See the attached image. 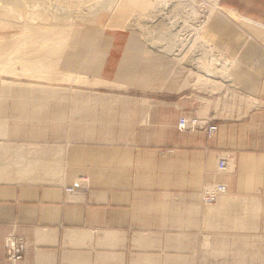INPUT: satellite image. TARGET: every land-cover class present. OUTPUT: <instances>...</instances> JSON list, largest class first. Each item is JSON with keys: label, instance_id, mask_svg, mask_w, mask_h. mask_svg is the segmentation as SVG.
<instances>
[{"label": "crops", "instance_id": "0c3cea01", "mask_svg": "<svg viewBox=\"0 0 264 264\" xmlns=\"http://www.w3.org/2000/svg\"><path fill=\"white\" fill-rule=\"evenodd\" d=\"M217 5L238 16L210 17L204 56L234 59L232 79L196 84L192 70L224 64L180 63L139 90L125 69L140 49L112 26L98 79L0 81V264H264V0ZM183 114L216 132L180 129ZM216 181L227 192L203 204ZM9 233L26 241L14 262Z\"/></svg>", "mask_w": 264, "mask_h": 264}, {"label": "bare ground", "instance_id": "6f19581e", "mask_svg": "<svg viewBox=\"0 0 264 264\" xmlns=\"http://www.w3.org/2000/svg\"><path fill=\"white\" fill-rule=\"evenodd\" d=\"M1 1H0V5H1L0 6V17H1L0 18V20H1L0 21L1 22L0 23V34L1 35H11L12 37H16V36H14V34L16 32V31L14 32V30L19 29L20 30L19 35H23V38L20 40H6V41L0 42V50L11 48L10 55L23 58L22 60L21 59L14 60V63L17 62L18 63L17 65H19L17 68L10 66V59L0 61V79L1 80H6L4 78H1V74H3V73L5 74L7 72L17 73V71H20V73L34 72L35 74H38V75L43 76V77L48 76L49 72H51L53 66L55 67V65H56L55 62H57L56 58H58V57L52 58L51 53L55 49L57 52L59 50V48H61V41L64 43H66L68 41V37L71 33L72 27H73L74 23H76V22L90 21L91 20L90 17H91L92 19L94 18L93 19L94 23H96L95 21L98 18V19H101V21L103 23H105V21H109L107 23H111L112 25L123 26V25H126L127 23H129L131 20L135 21L141 17H144L146 15H150V13H152V9L156 8V7H160L161 9H163L162 15H161L162 21L164 19L168 18L172 22L171 27L166 31V32H168L169 37L173 38L175 40H179L182 43H184V45H185V47L183 46V47H179V48L178 47L167 48L168 50L174 51V52L171 51L168 53L171 55L169 58L173 59V60H177L178 62H184V60L187 59V63L190 65L189 68L195 67L196 69L201 70V67H203L202 63H204V62L200 61L201 56L196 55V57H193L194 60L193 59L188 60L190 55L188 58H186V53H187V50H186L187 47L186 46L188 45V43H187L188 41H186V40L188 38H190L192 40L193 37L195 38V36L198 35V36H200V38L202 40L201 42H203V40L205 42L206 39H205V37L202 36L201 33H203V31H206V26L208 24V21L213 14L214 15H221V14H223V13H221L223 11L232 17L238 16V14L235 11H230V10L225 11L223 9L217 10V6H218L217 0H209L210 3H208V7L206 5L204 6L203 0L202 1L201 0H100V1L95 0L94 4L93 3L89 4L83 10H79V9H80V4L82 2H84L85 0H77V2H75L76 0H72V1H74L73 5H75L74 6L75 17L72 21H69L66 19L65 13L53 14L52 11H51L52 14L46 13V11H43V12L40 11L42 8L38 11H36V10L33 11V9H35V6L33 9L31 8L32 11L28 12L27 9L26 10L24 9L25 7L23 8V6H25L24 4L22 5V8L26 12L23 13L22 11H24V10L22 8H21L22 10L20 9L21 11H19V9H17V8L21 7L19 4L21 2V0H20V2H19V0L18 1L16 0L20 6V7L16 6L17 8L15 7V5L12 4V2H10V4H8L6 2V4L4 3V5H2L1 3H3V1L2 2ZM14 1L15 0H13V2ZM90 2L91 1H89V3ZM23 3H24V0H23ZM78 3H79V5H78L79 8L76 7V5ZM84 3H83L82 7H85ZM16 5H17V3H16ZM75 7H76V9H75ZM27 8H29V7H27ZM46 9L44 8V10H46ZM132 10L135 11L134 12L135 16H133L134 19H131L130 14H129L130 11H132ZM4 15H8V16L10 15L14 18L16 17V19H17V17H19L17 19V22H14V23H17L19 26L15 25V24H11V20L7 21V19H3L4 17L2 18V16H4ZM106 16L109 19L103 20V19H105ZM21 17H23V18H21ZM35 19H36V21H34ZM133 24L135 25V27H137L136 22H134ZM140 24L143 28V32L145 34L148 33L149 28L145 24V22H141ZM235 24H237V23H235ZM99 25L103 26V24H99ZM138 26H139V23H138ZM141 26H139V27H141ZM249 27H250V25H249ZM184 29L187 31V33H185L183 31ZM159 30H160V32L164 31L163 27H161ZM48 33H55L56 37L54 35H51V37H48L47 36ZM30 34L31 35L40 34L43 37V40L31 41L27 38V35H30ZM60 35H63V37L61 39H57V37ZM17 37H18V35H17ZM51 38L53 40H51ZM37 39H39V38H37ZM70 43H72V41ZM202 44H201V46H202ZM205 44H206V42H205ZM215 46H217V45H215ZM215 46L212 45L209 48L213 47V49H214V48H216ZM204 48H205V46H204ZM68 49L70 50V48H68ZM194 50H193V52H194ZM21 53H23V54H21ZM203 54L204 53H202L201 55H203ZM205 54H206V52H205ZM220 58H219V56L216 58L215 64L216 63L224 64V70L218 69L221 67V65L217 69H215L216 67L213 68L215 70H209L208 69L209 71L208 70L206 71L207 68L204 67L206 72H202V73L200 71L192 70L193 71V74H192L193 75V82L197 84L203 80L204 81H211L215 77H221V76L223 77V75H225L227 73L233 78V76H235V73H233L231 70H229V72H228L227 70L230 69V67H229L230 65H233V64L236 65L234 59H231V58L226 59L225 57L222 59H220ZM211 59H213V57L209 58V61H207V62H212V61H210ZM62 60H63V58H62ZM206 60H208V59H206ZM187 63H185V64H187ZM210 68H212V67H210ZM233 68H235V67H233ZM159 71H160V69H159ZM189 71L190 70H188V72ZM240 74H242V73H240ZM58 76H60L62 79H78V80L87 79V78L88 79H90V78L98 79L97 77H91L89 75L79 74V72L74 71V69H71V70L67 69V71L63 70V71L59 72ZM207 91H208V89H207Z\"/></svg>", "mask_w": 264, "mask_h": 264}, {"label": "rangeland", "instance_id": "374dc122", "mask_svg": "<svg viewBox=\"0 0 264 264\" xmlns=\"http://www.w3.org/2000/svg\"><path fill=\"white\" fill-rule=\"evenodd\" d=\"M2 1H3V3H1L2 5H4V3L6 4V2L8 4H10V2H12V4L15 5V7L21 6L20 8L16 7L17 9H19V11H21L25 7L24 9L25 10L27 9L29 12V11H32L31 8L33 9L35 6V9H33V11H35V10L38 11L42 8L40 11H42V12L46 11V13H51V11L53 12V14L65 13L66 19L69 21H72L75 17V11H74L75 5H73L74 1H72V0H69L70 2L68 0H24V3H23V0H21V2L19 0L20 6L17 2L18 0L17 1L15 0L16 1V2L14 1L15 3L13 2V0H11V1L10 0H8V1L2 0ZM85 1H84L85 3L82 2L80 4L79 10H83L86 8V6H88L91 3L94 4V2H95V0H85ZM89 1H91V2L89 3ZM98 1H100V0H98ZM75 2H77V0ZM16 3H17V5H16ZM83 3L85 4V7H82ZM208 3H210L209 0L208 1L203 0L204 6L206 5L208 7ZM23 4L25 6H23V8H22ZM78 5H79V3L76 5V7H78ZM27 7H29V8H27ZM76 7H75V9H76ZM44 8L45 9L47 8V9L44 10ZM25 10L22 12L23 13L26 12ZM162 11H163V9H161L160 7L153 8L152 13H150V15H146L144 17L140 16L141 18H139L138 20H135V21L131 20L129 23H127L126 25H123V26L112 25L111 23H107L109 21H105V23H103L101 21V19H98V18L95 21L96 23H94L93 22L94 18L92 19L91 17H90V19H91L90 21L76 22V23H74V25L72 27L71 33L68 37V41L66 43L61 41V48H59V50L57 52L55 49L51 53L52 58H55V57H58V58H56L57 62H55V64H56L55 67L53 66V68H52L51 72H49L48 76L43 77V76H40L38 74H35L34 72L20 73V71H17V73H10V72H7L5 74L3 73V74H1V78L15 79V81H67L65 79H62L60 76H58V74H59V72H61L63 70L67 71V69L71 70L73 68H76L77 69L76 71H78V70L81 71V72H79V74L90 75L91 72L95 68L93 63L97 58L96 54L98 53L97 49H98L99 45L104 44V43L109 44L110 42H112L110 40L111 36H112L110 34L112 31L110 29V27L113 26V27L129 28L131 30V36H130L131 38H129V40L126 41L125 45L123 44L122 41H120V42H122V45L125 47L130 42L131 50L136 49V48L140 49L138 52V55L131 57L132 61L130 63L132 65L129 66L127 69H125V71L127 72V74L130 75V77H134L135 81L138 82V84H136V86L140 87L139 90H141V88L143 86H146L148 89H153L155 79H158V80L162 79L163 83H165L170 79L171 71L174 72L175 65H180V63H181V65L184 66V64L187 63V59L184 60V62H178L177 60H173V59L169 58L171 55L168 53L171 51L172 52H174V51L168 50L167 48H169V47L170 48H176V47L179 48V47H183V46L185 47V45L181 41L175 40V39L169 37V34L166 31L171 27L172 22L168 18L164 19L162 21V18H161ZM134 12L135 11H133V10L130 11V13L128 12L130 14L131 19H134L133 18V16H135ZM2 18L7 19V21L11 20V24L18 25L17 23H14V22H17V19L19 17H17V19H16V17L14 18L10 15L9 16L4 15V16H2ZM21 18H23V17H21ZM106 19H109V18L106 16L105 19H103V20H106ZM34 21H36V19ZM134 22H136L137 27H135V25L133 24ZM141 22H145V24L148 26V28H149L148 33L145 34L143 32V28L140 24ZM98 23L103 24V28L98 33L97 32L95 33L94 28L99 25ZM138 23H139V26H141V27L138 26ZM100 26H102V25H100ZM76 27H78V33L75 36V28ZM161 27H163V30H164L163 32H160V30H159ZM183 31L185 33H187V31L185 29ZM14 32H15L14 36H16V37H12L11 35H1L0 34V42L6 41V40H20L23 38V35H19L20 34L19 29H15ZM87 33H88V36L85 37V34H87ZM89 33L92 34V36L94 35V33H95V35H98V38L96 41L97 47H93L91 45L92 36H90ZM201 34L203 36V33H201ZM17 35H18V37H17ZM51 35H54L56 37L55 33H48L47 36L51 37ZM62 37H63V35H60L57 37V39H61ZM203 37H205V36H203ZM27 38L31 41L43 40V37L40 34H34V35L30 34V35H27ZM37 38H39V39H37ZM205 39H206V41H205L206 44H205L204 40H203V42H201L202 40H201L200 36H198V35H196L195 38L193 37L192 40L190 38H188L186 40V41H188L187 42L188 45L186 46L187 47L186 48V50H187L186 58H188L190 55L188 60L189 59L194 60L193 57H196V55L201 56L200 61L204 62V63H202L203 68L205 66L208 67V66L218 65L217 63L215 64L216 58L218 57L217 55L216 56L215 55L203 56V55H205V52H207L208 47H210L209 43H211V41L208 42L206 37H205ZM51 40H53V39L51 38ZM71 41H72V43H70ZM75 43L77 44L76 47L78 49L74 53L73 50H74ZM201 44L203 47L201 46ZM213 44L214 43L212 42V45ZM204 46L206 49L204 48ZM68 48H70V50ZM210 49H213V48H210ZM193 50H194V52H193ZM10 52H11V48L0 50V61L10 59V66L17 68L19 65H17L18 64L17 62L14 63V60H16V59L22 60L23 58L10 55ZM202 53H204V54L201 55ZM21 54H23V53H21ZM212 57H213V59L210 60L212 62H207V61H209V58H212ZM220 57L222 58V56H219V58ZM62 58H63V60H62ZM75 59H77L78 65L76 67H73L72 61ZM206 59H208V60H206ZM85 60H86V65H84V63H83ZM81 63H83L82 67L80 66ZM207 64H208V66H207ZM159 69H160V71H159ZM225 76H227L229 79H231V77L229 76L228 73L225 74ZM0 81H2V80H0ZM82 84L85 85V84H89V83H82ZM134 92H138V91H134ZM198 130H201V129H198ZM190 131H193V130H190ZM194 131H196V130H194ZM68 187H70V186H68Z\"/></svg>", "mask_w": 264, "mask_h": 264}, {"label": "built area", "instance_id": "2783aa9c", "mask_svg": "<svg viewBox=\"0 0 264 264\" xmlns=\"http://www.w3.org/2000/svg\"><path fill=\"white\" fill-rule=\"evenodd\" d=\"M178 126L180 129L198 130L202 129L206 132L208 137H212L217 130L216 123L208 119L198 117L197 115H180L178 119ZM228 167V159L226 157H219L217 161L218 170H225ZM83 184L85 179L82 178ZM77 186L67 187V191H74ZM227 192V184L223 181H217L208 184L200 192V199L204 204L214 203L218 197ZM26 246V241L21 236H15L12 233L7 234L5 237V252L6 257L14 262L23 256Z\"/></svg>", "mask_w": 264, "mask_h": 264}]
</instances>
